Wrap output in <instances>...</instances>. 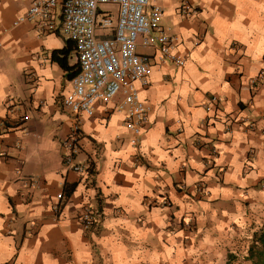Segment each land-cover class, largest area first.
I'll return each instance as SVG.
<instances>
[{
  "label": "crops",
  "instance_id": "0c3cea01",
  "mask_svg": "<svg viewBox=\"0 0 264 264\" xmlns=\"http://www.w3.org/2000/svg\"><path fill=\"white\" fill-rule=\"evenodd\" d=\"M186 1L196 12H183ZM160 4L187 62L159 63L139 46L154 56L148 85L137 83L150 106L141 145L123 112L99 106L82 118L76 161L94 162L82 175L63 165L73 70L55 51L69 41L14 24L29 0H0V264H254L249 250L264 230V0ZM67 63L78 64L74 47ZM86 208L103 214L90 228Z\"/></svg>",
  "mask_w": 264,
  "mask_h": 264
},
{
  "label": "built area",
  "instance_id": "2783aa9c",
  "mask_svg": "<svg viewBox=\"0 0 264 264\" xmlns=\"http://www.w3.org/2000/svg\"><path fill=\"white\" fill-rule=\"evenodd\" d=\"M29 1L27 11L17 16L15 25L31 22L43 33L60 30L73 44L78 71L62 101L72 119L63 143V165L67 170L89 174L94 162H77L76 157L83 138L82 118L94 116L99 106L112 104L115 111L123 112L132 133L131 143L141 145L150 121V106L142 99L137 83L148 85L154 56L141 53L139 46L155 49L159 63L170 61L184 67L187 58L175 52L178 36L162 25L165 12L161 0ZM182 9L187 15L196 12L188 1ZM194 190L198 194L207 192L202 184ZM63 197L64 192L58 194L59 199ZM55 209L59 211L60 206ZM102 216L101 211L86 208L80 221L90 228Z\"/></svg>",
  "mask_w": 264,
  "mask_h": 264
},
{
  "label": "trees",
  "instance_id": "16d2710c",
  "mask_svg": "<svg viewBox=\"0 0 264 264\" xmlns=\"http://www.w3.org/2000/svg\"><path fill=\"white\" fill-rule=\"evenodd\" d=\"M72 45L73 44L69 41L68 47H66L65 49H61L59 51H55L56 60L60 63V65L66 70H69V71L73 70V72L71 71V74H70L71 77H73L78 71V64H76L74 66H70L67 63L68 55L73 50ZM59 54H61V55H59ZM259 242H260V247L258 245L252 246L249 250L250 255L252 257H253V255H254V257H256L255 258L256 260L255 259L253 260L254 264H264V230L260 234ZM255 252H256V254H254Z\"/></svg>",
  "mask_w": 264,
  "mask_h": 264
}]
</instances>
